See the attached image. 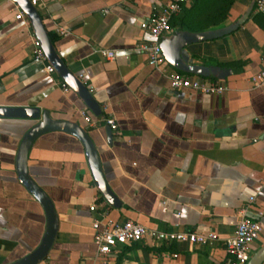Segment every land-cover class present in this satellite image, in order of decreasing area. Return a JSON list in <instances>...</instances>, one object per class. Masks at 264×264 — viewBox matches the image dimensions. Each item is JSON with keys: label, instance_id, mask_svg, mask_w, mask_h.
Instances as JSON below:
<instances>
[{"label": "crops", "instance_id": "0c3cea01", "mask_svg": "<svg viewBox=\"0 0 264 264\" xmlns=\"http://www.w3.org/2000/svg\"><path fill=\"white\" fill-rule=\"evenodd\" d=\"M42 1L37 9L60 58L74 75L85 74L103 113L95 116L73 90L65 93L58 72L47 73L49 61L33 58V27L16 19L21 9L12 0H0V107H39L54 120L86 128L121 201L116 208L103 197L76 136L63 131L40 136L29 152L28 169L60 218L44 262L102 264L96 221L100 229L132 220L158 230L215 232L221 239L212 246L149 241L119 246L110 264H228L224 240L243 216L263 225L253 252L264 245V88L250 82L264 68V14H253L232 34L189 46L197 63L234 71L223 81L226 93L204 95L173 90L168 76L176 69L159 72L136 49L142 24L169 0ZM250 2L236 0L222 24L239 19ZM192 6L185 4L172 19L174 29H181L176 22ZM59 27L69 34L60 36ZM101 49L114 51L116 58L106 59ZM85 108L97 120L115 118L112 145L108 125L90 127L79 116ZM38 122L0 118V264L35 251L46 233L45 210L16 171L21 142ZM96 197L97 210L91 211Z\"/></svg>", "mask_w": 264, "mask_h": 264}, {"label": "water", "instance_id": "95a60500", "mask_svg": "<svg viewBox=\"0 0 264 264\" xmlns=\"http://www.w3.org/2000/svg\"><path fill=\"white\" fill-rule=\"evenodd\" d=\"M12 1L29 19L49 63L54 66L65 83L79 95L95 116L102 115L101 105L92 94L90 88L78 76L74 75L60 58L37 7L33 6L30 0ZM257 1L251 0L241 17L231 24H220L202 32H190L173 28L172 31L165 33L161 41L165 59L170 66L180 72L208 79L226 80L233 75L234 71L232 69H223L218 66H206L197 63V60L191 55L188 48L193 44L219 39L237 31L253 15ZM190 3L193 4V1L190 0L187 5ZM183 15L185 16V13ZM0 118L33 119L39 121L25 134L21 142L17 155L16 171L20 182L41 203L45 210L47 218L46 233L35 251L9 264H41L49 257L54 246L59 231L60 218L53 200L31 177L28 169L29 152L34 142L40 136L52 131H63L76 136L83 143L91 174L103 197L116 208L121 205V201L112 191L104 176L99 150L86 128L74 122L54 120L48 110H42L39 107H0ZM107 134L108 144L112 145L113 130L110 126H107ZM252 253L254 255L250 258L248 264H264V245Z\"/></svg>", "mask_w": 264, "mask_h": 264}, {"label": "built area", "instance_id": "2783aa9c", "mask_svg": "<svg viewBox=\"0 0 264 264\" xmlns=\"http://www.w3.org/2000/svg\"><path fill=\"white\" fill-rule=\"evenodd\" d=\"M190 0H169L156 14H154L147 22L142 24L143 34L142 41L137 45L136 49L144 53L148 57L149 65L159 72L166 73L170 64L164 57L161 47L162 36L172 31V19L178 16L182 7ZM33 6L38 7L42 4V0H30ZM253 14H264V0H258ZM16 19L26 21L30 26V21L23 11H19ZM60 36H67L69 32L64 27L57 28ZM33 58L37 61H48L46 54L42 48L41 42L36 37L34 31H31ZM99 53L108 60H114L116 53L106 49L99 50ZM46 71L50 75L56 74L53 65L48 64ZM170 86L173 90L190 89L204 95H223L228 91V87L222 80H211L195 75L186 74L178 70H172L169 73ZM78 78L85 80V74H79ZM253 87L264 88V68L250 78ZM65 93L72 91L70 86L65 82H61ZM93 91L92 87L90 88ZM83 121L90 127H96L98 123L103 122L110 126L112 130L118 129V124L114 117L108 116L102 120H97L87 108L78 112ZM98 197L90 206L91 211L97 210ZM255 201V197L251 198V202ZM244 212V211H242ZM101 222L96 221L94 224L97 233L95 235V244L97 245V257L102 264H110L109 258L119 246L133 245L134 243L149 241L158 246H170L174 243H188L199 246H212L220 241V237L215 232L208 234L185 231L176 228L174 230H158L148 228L132 220L115 225H107L100 229ZM263 233V225L259 220H253L243 216L232 236L224 240L225 250L229 256L228 264H248L252 252L253 245L260 239ZM177 257V255H175ZM41 264H52L50 262H42Z\"/></svg>", "mask_w": 264, "mask_h": 264}, {"label": "trees", "instance_id": "16d2710c", "mask_svg": "<svg viewBox=\"0 0 264 264\" xmlns=\"http://www.w3.org/2000/svg\"><path fill=\"white\" fill-rule=\"evenodd\" d=\"M236 0H193V6L185 9L184 19L176 22L182 30L202 32L214 26H219L229 17ZM260 14H255L257 18ZM55 38L53 37V40ZM234 65L233 63L231 66Z\"/></svg>", "mask_w": 264, "mask_h": 264}, {"label": "rangeland", "instance_id": "374dc122", "mask_svg": "<svg viewBox=\"0 0 264 264\" xmlns=\"http://www.w3.org/2000/svg\"><path fill=\"white\" fill-rule=\"evenodd\" d=\"M254 255V253H252L251 257Z\"/></svg>", "mask_w": 264, "mask_h": 264}]
</instances>
